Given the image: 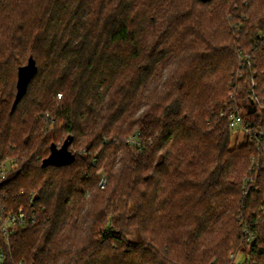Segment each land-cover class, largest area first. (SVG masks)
Wrapping results in <instances>:
<instances>
[{
    "label": "trees",
    "instance_id": "obj_1",
    "mask_svg": "<svg viewBox=\"0 0 264 264\" xmlns=\"http://www.w3.org/2000/svg\"><path fill=\"white\" fill-rule=\"evenodd\" d=\"M234 107L264 138V0H0V212L35 216L2 264H264V142Z\"/></svg>",
    "mask_w": 264,
    "mask_h": 264
},
{
    "label": "built area",
    "instance_id": "obj_2",
    "mask_svg": "<svg viewBox=\"0 0 264 264\" xmlns=\"http://www.w3.org/2000/svg\"><path fill=\"white\" fill-rule=\"evenodd\" d=\"M228 122L229 127L233 131H238L247 134L250 138H254L258 144V146L264 142V138L261 137L263 134L261 131H256L255 129L252 130L250 128L251 122L246 120L242 117L240 111L237 108H232L228 112ZM127 141L133 145V146H140L141 140L139 139V134H131L128 136ZM6 172V164L1 163L0 164V179L4 176ZM251 180V178L248 179V181ZM106 182V179L103 177L101 180V187H104V184ZM264 210V207L262 208ZM35 222V216L33 214H27L24 210L20 209L17 211H10L6 214H1L0 212V233L3 237H5V240L8 244V238L10 235H12L16 230L23 228L27 226L28 224H32ZM246 229L244 230V233H246ZM233 257V256H231ZM4 259V254L0 250V264H2V261Z\"/></svg>",
    "mask_w": 264,
    "mask_h": 264
},
{
    "label": "water",
    "instance_id": "obj_3",
    "mask_svg": "<svg viewBox=\"0 0 264 264\" xmlns=\"http://www.w3.org/2000/svg\"><path fill=\"white\" fill-rule=\"evenodd\" d=\"M203 2L209 0H201ZM35 61L30 57L27 64L20 66L17 73V82H16V94L12 104V109L15 108L21 97L23 96L28 82L31 80L33 75L36 73ZM71 138H66L64 142L58 146L54 143L50 146L49 155L42 160L43 166L48 165H64L68 164L73 160V154L69 149Z\"/></svg>",
    "mask_w": 264,
    "mask_h": 264
},
{
    "label": "rangeland",
    "instance_id": "obj_4",
    "mask_svg": "<svg viewBox=\"0 0 264 264\" xmlns=\"http://www.w3.org/2000/svg\"><path fill=\"white\" fill-rule=\"evenodd\" d=\"M235 133H236V131H235ZM238 137H239V142H241L243 140V134L240 132L238 134ZM244 260H247L246 256L244 254H242V253H239L235 257L234 261L236 262V264H242V263H239V262L244 261Z\"/></svg>",
    "mask_w": 264,
    "mask_h": 264
}]
</instances>
